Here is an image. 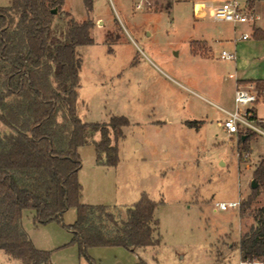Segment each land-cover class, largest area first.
<instances>
[{
	"label": "rangeland",
	"instance_id": "1",
	"mask_svg": "<svg viewBox=\"0 0 264 264\" xmlns=\"http://www.w3.org/2000/svg\"><path fill=\"white\" fill-rule=\"evenodd\" d=\"M199 1L214 5L223 0H151L143 11L133 10L132 0H95L89 14L82 0H64L65 5L63 2L55 10L53 26L58 35L67 29L69 16L63 10L77 21L90 17L94 22V43L76 47L81 58L78 116L87 123L107 122L111 116H125L129 121L118 141V164L109 168L107 177L101 173L90 178L94 147L82 149L81 174L88 179L80 202L88 198L109 205L121 221L124 207L133 203L135 195L146 192L152 200L161 201L154 211L159 244L132 251L121 246L89 247L87 255L93 264H237V243L255 223L256 209L264 205L263 189L245 204L252 196V172L264 156V135L257 133L244 150L240 135H228L219 126L223 112L180 86L176 81L193 88L169 67L177 64L194 80L199 69L186 57L187 40L199 33L215 39L226 35L230 39L214 41L204 58L206 84L228 101L234 75L264 80V40L252 36V29L264 32V0L256 1L258 22L252 28L237 24L235 30L230 22L214 20L209 5L202 9L201 17L194 13L193 3ZM8 3L0 0L2 6ZM198 22L203 24L199 28ZM242 32L249 38L236 40ZM105 39H109L112 52ZM222 50H235L236 59H221ZM132 58L141 61L133 72L127 70ZM246 84L258 91L259 102L264 83H242ZM214 103L223 106L227 102ZM261 111L264 113V105ZM194 118L205 120L197 130L180 123ZM7 131L0 122V133ZM97 137L95 133L93 138ZM233 200L239 202L237 208L214 207L216 201ZM75 219L74 207L67 209L59 222L35 224L29 209L23 210L21 217L32 243L50 252L51 264H89L67 229ZM0 264L22 263L0 249Z\"/></svg>",
	"mask_w": 264,
	"mask_h": 264
},
{
	"label": "trees",
	"instance_id": "2",
	"mask_svg": "<svg viewBox=\"0 0 264 264\" xmlns=\"http://www.w3.org/2000/svg\"><path fill=\"white\" fill-rule=\"evenodd\" d=\"M63 2L9 0L0 5V122L8 129L0 133V249L22 264H51L50 252L35 247L23 228L25 209L33 211L35 224H45L61 221L63 213L74 207L76 219L67 229L89 264H93L87 255L89 247L121 246L132 251L159 244L154 211L161 201L152 200L146 192L124 207L121 221L107 205L80 202L78 148L91 142L96 163L116 167L118 141L129 121L125 116H111L107 122L87 123L78 116L81 58L76 47L94 43V22L90 17L77 21L63 10L69 16L67 29L56 34L53 9H60ZM82 3L89 14L94 0ZM252 32L255 39L264 40L262 30ZM105 43L112 52L109 39ZM255 135L252 131L240 135L244 150ZM252 179L258 186L252 188L246 205L264 190V157ZM253 218L255 223L236 247L241 258L264 259V205Z\"/></svg>",
	"mask_w": 264,
	"mask_h": 264
},
{
	"label": "built area",
	"instance_id": "3",
	"mask_svg": "<svg viewBox=\"0 0 264 264\" xmlns=\"http://www.w3.org/2000/svg\"><path fill=\"white\" fill-rule=\"evenodd\" d=\"M151 0H132V8L135 11H143L148 8ZM209 5V6H208ZM199 3L194 5V13L201 14L202 9L209 7L212 18L216 21H226L234 25L236 24H255L258 15L255 11L248 7L246 3L239 0H223L217 4L211 5ZM248 33H242L236 40H247ZM221 59L235 60V50H222ZM259 100L258 91L252 84L237 85L233 92V105L231 108L219 107L225 114L222 120V128L230 135H243L248 131H252L264 135L261 126L264 123V117H260L256 113V104ZM238 201H216L214 207L219 210H227L228 208H237ZM237 264H264L263 258H239Z\"/></svg>",
	"mask_w": 264,
	"mask_h": 264
},
{
	"label": "crops",
	"instance_id": "4",
	"mask_svg": "<svg viewBox=\"0 0 264 264\" xmlns=\"http://www.w3.org/2000/svg\"><path fill=\"white\" fill-rule=\"evenodd\" d=\"M256 1L257 0H245V1L242 2V3H246L248 5V7L252 8L255 11V13L258 15V19L255 21V23L258 22V20H259V14L256 12V8H255L256 7ZM94 2H95V0H94ZM199 3H203V2H200V1L199 2H194L193 3V8H194L195 4H199ZM252 3H253V6H252ZM172 4H173V1H172L171 5H170V8H168L167 10H170L172 8ZM64 5H65V2H64ZM193 12H194V10H193ZM201 16H202V13L200 14L199 17H201ZM197 24H198L197 25L198 28L200 27V25H203L202 23L200 24V22H198ZM193 26H194L193 28L195 29V25H193ZM236 26H237V24L236 25L232 24V27H233L234 30L236 29ZM252 26H251V28H252ZM261 27L264 29V27L262 25H261ZM133 30L135 31V34L137 36L140 35L137 27H133ZM220 33L223 34L224 31H221ZM242 33H245V32H242ZM129 36H130V34H129ZM229 39H230V37H227L226 35H220V37L215 39V38H208L204 34L199 33V35L194 36L192 38H189L187 40L186 47L184 49L185 53H186V57L188 58V61L191 64H193L194 66L198 67V69H199V70H196V78L194 80H190L191 78H189L188 71H186L185 69L181 70V68L177 64L169 66L170 70L174 71L176 74H178L179 76H182V78H184L185 80L189 81L190 84L193 85V88L176 81L180 86H182L186 90L194 93L197 96V98L200 99L202 102H209V103L213 104L217 108L223 107V108L229 109V108L232 107V105H233V92H234V89L236 88L237 85H240V84H242L245 81L257 82V81H262L263 80V79L248 80V79H245L244 77H237L236 75H234L233 76V81L230 84L231 99L228 100V101L223 99V98H221V96L218 94L216 89H212L210 86H208L206 84V74H205L204 70H202L203 69L202 67H204V65H205L204 58L208 55L209 50L212 48V45H213L214 41H216V40L222 41V40H229ZM112 51H113V48H112ZM175 54H176V56H178L179 52L177 51ZM135 55H136L135 57H138L140 55L137 50H135ZM145 56H146V58H148V56L146 54H145ZM150 62L155 67L158 68V66L154 62H152V61H150ZM140 63H141V61L139 59L135 60L134 58H132L129 61V64L127 66V70H131L133 72L135 69H137V67H138V65ZM262 92H263V95L261 96L260 101L256 104V113L260 117H264V113H262V111H261V107L264 105V85H263V88H262ZM212 99H215L217 101H214ZM218 101L227 102V103H224L223 106H220V105H217V104L214 103V102H218ZM223 115H224V117L221 120L218 121L219 126H221L222 120L225 118V114L224 113H223ZM171 120H173V117L170 115L169 116V121H171ZM159 122L160 121H158V123ZM163 122H165V120ZM163 122H160V123H163ZM188 122H195L194 123L195 125H188L187 124ZM204 122H205V120H203V118H201V119H195V118L194 119H181L180 120L181 124L185 125L188 128H192V129H195V130L199 129ZM261 126H262V128L264 130V123H262ZM124 128H125V126L122 128L123 131H124ZM221 128H222V126H221ZM228 135H230V134H228ZM98 138H99V134H98L97 138H93V139L97 140ZM136 144L140 145L139 142H136ZM88 145H92L93 146L92 143H86V144H84V145H82V146H80L78 148L79 155H81L82 149L85 146H88ZM249 150H250V148H249ZM94 151H95V149H94ZM248 155H249V153H248ZM261 157H264V156H261ZM259 160H260V158H259ZM92 164L93 165L91 166V168L89 169V172H88V175L90 176V178L96 177L97 175L101 176V173L104 174V177H107L108 174H109V168H114V167H109V166H104V165L97 164L96 163V153H95L94 160L92 161ZM81 171H82V164H81V167H80V169L78 171V180H79V182L81 183V186H82V189H81V198H82L83 197V193H84V180H85V178L88 179V177L83 176V174H81ZM139 197H140V193H139L138 197H137V195H135V197H134L135 199H134L133 203L136 202L139 199ZM97 202L98 201H92V200L87 198V199L84 200L83 203L89 204V205H105V204L97 203ZM114 207H116V206H114ZM237 254H238L237 255L238 259H239L240 258L239 251L237 252Z\"/></svg>",
	"mask_w": 264,
	"mask_h": 264
},
{
	"label": "water",
	"instance_id": "5",
	"mask_svg": "<svg viewBox=\"0 0 264 264\" xmlns=\"http://www.w3.org/2000/svg\"><path fill=\"white\" fill-rule=\"evenodd\" d=\"M53 12H55V9H53ZM242 138H244V136H242ZM257 185L258 183L254 179H252L250 183L251 188H256Z\"/></svg>",
	"mask_w": 264,
	"mask_h": 264
}]
</instances>
